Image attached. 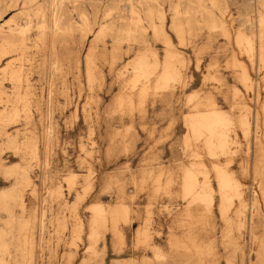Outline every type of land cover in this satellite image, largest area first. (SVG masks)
Listing matches in <instances>:
<instances>
[{
    "label": "rangeland",
    "instance_id": "rangeland-1",
    "mask_svg": "<svg viewBox=\"0 0 264 264\" xmlns=\"http://www.w3.org/2000/svg\"><path fill=\"white\" fill-rule=\"evenodd\" d=\"M263 3L0 0V30L15 31L2 65L10 62L24 72V81L15 83L0 71V116L7 104L8 110L18 111L6 127L0 125V230L8 232L10 244L6 264L264 263ZM152 26L169 38L181 82L157 83L168 48L166 37ZM128 31L133 32L129 37ZM239 33L251 39V54L237 43ZM147 51L159 62L148 84L133 80V65ZM244 69L251 88L242 79ZM16 95L28 100L29 117L22 115ZM207 102L233 120V145L226 155L212 154L206 135L196 138L190 130L191 115L212 109ZM245 116L249 135L241 129ZM30 139L31 156L24 150ZM20 166H28V187L18 185L14 175ZM216 166H225L244 189L245 207L235 199L228 217L220 209ZM189 170L200 183L207 176L213 191L210 208L185 195ZM18 189L23 193L16 204L6 194ZM96 206L104 209L107 221L94 243L89 234ZM117 209L126 211L127 218Z\"/></svg>",
    "mask_w": 264,
    "mask_h": 264
},
{
    "label": "bare ground",
    "instance_id": "bare-ground-1",
    "mask_svg": "<svg viewBox=\"0 0 264 264\" xmlns=\"http://www.w3.org/2000/svg\"><path fill=\"white\" fill-rule=\"evenodd\" d=\"M146 3L148 2H152V0H144ZM233 2V1H232ZM263 7H264V3L262 4ZM248 7V6H246ZM251 9V8H249ZM176 11V14L178 15L177 13V7L174 9ZM149 13V16H153L154 15V12L149 9L148 11ZM253 13V12H252ZM221 17V16H220ZM160 18L162 20H164V15L163 13L160 14ZM228 20V19H227ZM261 21L262 23L264 22V14L263 16L261 17ZM137 24L140 22V19L136 20ZM257 22V21H256ZM240 23V22H239ZM228 24V23H227ZM252 24V23H251ZM217 24L214 23V26H216ZM222 25V24H221ZM241 25V24H240ZM247 25V24H246ZM153 27V30L155 32V34L157 33L158 35H164V37H166V35L163 33V30L162 28H157L155 26H152ZM197 27V26H196ZM186 28V27H185ZM193 28V27H192ZM197 29V28H196ZM187 31V30H186ZM196 31V30H195ZM203 31V30H202ZM206 31V30H205ZM256 31V30H255ZM0 33H3L2 30H0ZM133 33L131 31H128L126 32V36L129 37L130 34ZM199 33V32H198ZM204 33V32H203ZM253 33V32H252ZM263 33V36H264V31H262ZM201 34V32H200ZM249 34V33H248ZM15 35V31L10 29L8 32L6 33H3V35L1 36V39L4 41V46L0 49V71L2 73H4L5 75H7L9 77V79L12 81V82H15V83H22V81H24V72H23V69L22 67H19L18 69H15L13 68L12 64L10 62H7L5 66H3L2 64L4 63V59L5 57L9 54V49L12 48L14 45L13 43L11 42V39L14 37ZM198 35V34H197ZM235 36V35H233ZM251 36V35H250ZM192 38V36H191ZM213 38V37H212ZM215 38V37H214ZM263 40H264V37H262ZM260 39V38H259ZM196 40V38H195ZM213 40V39H212ZM236 41L239 45H242V46H246V52L251 54L253 52V45H252V42H251V39L245 37L242 33H239L237 35V38H236ZM260 42V40H259ZM165 43L167 45V54H166V59H165V63L163 64V71L161 73V75L159 76L158 78V84L159 85H162V86H167L170 82H175V81H178V82H181L182 81V77H181V74L179 72V69L175 63V59L176 58V55L172 52L171 50V42L169 40L168 37H166L165 39ZM192 44V43H191ZM257 44V43H256ZM200 46V45H199ZM197 47V46H196ZM238 47V46H237ZM263 47V50H264V46H261ZM259 48V46H258ZM257 48V49H258ZM148 49V48H147ZM154 49V48H153ZM209 49V48H208ZM256 49V50H257ZM192 50V49H191ZM210 50V49H209ZM238 50V49H237ZM205 51V50H204ZM207 51V50H206ZM261 51V50H260ZM233 52V51H232ZM258 52V51H257ZM193 53V52H192ZM202 53V52H201ZM256 53V52H255ZM233 54V53H232ZM236 54V53H234ZM247 55V54H246ZM254 55V54H253ZM257 55V54H256ZM192 56V55H191ZM260 57V55H259ZM202 58V57H201ZM245 58V57H244ZM191 59V58H190ZM247 59V58H246ZM257 59V58H256ZM6 60V59H5ZM231 61V60H229ZM244 61V60H243ZM91 62V60L89 59V63ZM245 62V61H244ZM257 62V61H256ZM94 64V63H93ZM210 64V63H209ZM211 65V64H210ZM257 65V64H256ZM91 66V65H90ZM92 67V66H91ZM159 67V62H158V59H157V56L152 53V52H145L143 53L142 55L139 56L137 62L133 65V70H135V78L133 79L134 81L136 82H139L141 81L142 79H144L147 82L150 81L151 77L156 73L157 69ZM193 68V67H192ZM217 68V67H216ZM221 68V67H220ZM251 68V67H250ZM92 69V68H91ZM214 69V68H213ZM231 69V68H230ZM259 69V68H258ZM202 70V69H201ZM233 70V69H232ZM203 72V71H202ZM213 72V71H212ZM257 72V71H256ZM230 73V72H229ZM219 74V73H217ZM194 75V74H193ZM237 76V75H236ZM216 77V76H215ZM259 77V76H258ZM91 78V77H90ZM225 78V77H224ZM231 78V77H230ZM264 78V77H263ZM92 79V78H91ZM242 79L244 81V83L246 84V86L248 88H251V78L249 76V74L245 71L244 69V72L242 74ZM256 80V79H255ZM228 81V80H227ZM148 84V83H147ZM217 84V83H216ZM223 85V84H222ZM222 85H221V88H222ZM218 87V86H217ZM258 87V86H257ZM136 88V87H135ZM134 88V89H135ZM145 88V87H143ZM214 88V87H213ZM220 88V89H221ZM225 88V87H224ZM149 91V88H147ZM161 89V88H159ZM146 90V88H145ZM259 90V89H258ZM144 91V90H142ZM222 91V90H221ZM163 92V91H162ZM193 92V91H192ZM200 92V91H199ZM209 92V91H208ZM211 92V91H210ZM209 92V93H210ZM259 93V92H258ZM173 94V93H172ZM171 94V95H172ZM209 97L210 95L208 93H206ZM213 94V93H212ZM231 94V93H230ZM256 94V93H255ZM141 95V94H140ZM148 95V94H147ZM155 95H157L155 93ZM233 95V93H232ZM203 96V95H202ZM212 96V95H211ZM222 96V95H221ZM251 96V95H250ZM256 96V95H255ZM188 97V96H187ZM225 97V96H224ZM142 98V97H141ZM175 98V97H174ZM180 98V97H179ZM189 98V97H188ZM187 98V100H188ZM197 98V95H191V97L189 98V101L192 102L194 101L195 99ZM214 98V97H213ZM218 98V97H217ZM238 98V97H237ZM260 98V96L258 97ZM183 99V98H182ZM212 99V98H211ZM209 98V100H211ZM233 99V97H232ZM234 99H235V96H234ZM254 99V98H253ZM16 100H18L23 108H22V115L24 117H29V111H28V100L26 99V97H22L20 95H16ZM144 100V99H143ZM181 100V99H180ZM202 100V99H201ZM205 100V99H203ZM220 100V99H219ZM240 100H244V99H241ZM173 101V100H172ZM208 101V100H207ZM215 101V99H214ZM212 100V102H214ZM223 101V100H222ZM246 101V100H245ZM178 102V101H177ZM196 102V101H195ZM211 102V103H212ZM217 102V101H215ZM221 102V101H220ZM237 102V101H236ZM235 102V103H236ZM240 102V101H239ZM254 102V101H253ZM198 103V102H197ZM200 103V102H199ZM208 103V102H207ZM209 104L210 106H212V109L210 110L209 108V112L206 113V114H197L195 113V115H191V117L189 118V121H188V124H189V127H190V130L192 132V135L195 136L196 138H199V137H203L204 135H206L205 139L206 141L204 142L206 144V147L207 149L212 153V154H222V155H226L228 153H230V146H231V142L230 141V136H229V132H230V129H231V126L233 124V120L232 118H230L229 115L218 111L216 110L214 107L215 105L214 104ZM233 103V102H232ZM246 103V102H245ZM185 104V103H184ZM241 104V103H240ZM259 104V103H257ZM192 105V104H191ZM195 105V104H194ZM203 106V104H201ZM206 106H208L207 104H205ZM264 105V104H263ZM7 107L2 111L1 113V116H0V125L4 127L7 126V124L12 121L13 119L17 118L18 116V111H15V108L11 109V110H8V104L6 105ZM157 106V105H155ZM175 106V105H174ZM235 106V105H234ZM238 106V105H236ZM204 107V106H203ZM190 108V107H189ZM238 108V107H236ZM243 108V107H242ZM178 109V108H177ZM181 109V107H180ZM183 109V108H182ZM181 109V110H182ZM186 109V108H185ZM222 109V108H221ZM263 109V108H262ZM172 110V109H171ZM199 110V109H197ZM233 110V109H232ZM240 110V109H239ZM195 111V110H194ZM242 111V110H241ZM263 112V111H262ZM172 113V112H171ZM181 113V112H180ZM179 113V114H180ZM200 113V112H199ZM190 114V113H189ZM229 114V113H228ZM264 114V113H263ZM182 115V114H181ZM236 115V114H235ZM253 115V114H252ZM258 115V114H257ZM262 115V114H261ZM171 117V116H170ZM236 117V116H235ZM242 117V116H241ZM257 117V116H256ZM264 117V115H263ZM237 118V117H236ZM248 117H244L240 120V124L242 126V130L244 132L245 135H249V132H250V124H249V121L247 120ZM253 118V117H252ZM258 118V117H257ZM170 120V119H169ZM254 120V119H253ZM260 120H257V123H260L258 122ZM236 122V121H235ZM256 123V122H255ZM187 125V124H186ZM182 126V125H181ZM235 126L237 127V125L235 124ZM256 126V125H255ZM163 127V126H162ZM170 127V126H169ZM254 127V126H253ZM233 128V127H232ZM264 128V127H263ZM169 130V128H167ZM258 129V128H257ZM187 130V129H186ZM239 130V129H238ZM237 130V131H238ZM262 130V129H261ZM185 131V130H184ZM232 131V130H231ZM256 131V130H255ZM234 132V131H233ZM240 132V130H239ZM257 132V131H256ZM232 133V132H231ZM162 134V133H161ZM233 134V133H232ZM231 134V135H232ZM234 136V135H232ZM239 137V136H238ZM237 137V138H238ZM261 137V136H260ZM160 138V137H159ZM162 138V137H161ZM177 138V137H176ZM235 139L236 136L234 137ZM170 139V137H169ZM204 139V138H203ZM248 139V138H247ZM255 139V138H254ZM258 139V138H257ZM256 139V140H257ZM260 139V138H259ZM167 140V139H166ZM174 140V139H173ZM195 141V140H193ZM236 141V140H235ZM248 141V140H246ZM254 141V140H253ZM259 141V140H258ZM185 142V141H184ZM183 142V143H184ZM244 142V141H243ZM9 144V147L10 148H15L17 149V145L15 142L13 141H9L8 142ZM159 143V142H158ZM181 143V142H180ZM189 143V142H188ZM203 143V144H204ZM163 144V143H162ZM201 144V143H200ZM235 144V143H234ZM239 144V143H238ZM190 145V144H187V146ZM196 145V144H195ZM233 145V144H232ZM165 146V145H164ZM31 147H32V139H30V141H28L25 146H24V150H25V153H27L28 155L31 156ZM186 147V146H185ZM234 147V146H233ZM239 147V146H238ZM243 147V146H242ZM246 147V146H245ZM251 147V146H250ZM249 147V148H250ZM263 147V146H262ZM163 148V147H161ZM192 148V147H190ZM196 148V147H195ZM205 148V147H204ZM248 148V147H247ZM255 148V146H254ZM187 149V148H186ZM180 150V149H179ZM203 150V148H202ZM235 150V149H234ZM251 150V149H250ZM249 150V152H250ZM264 150V149H263ZM182 151V150H181ZM199 151V150H198ZM263 152V151H262ZM261 152V153H262ZM184 153V152H183ZM193 153V152H192ZM197 153V152H196ZM232 153V152H231ZM236 153V152H235ZM247 153V152H246ZM244 153V154H246ZM253 153V152H252ZM194 155H196L195 153H193ZM238 154V153H237ZM240 154V153H239ZM238 154V155H239ZM263 154V153H262ZM204 156V155H203ZM232 156V154H231ZM237 156V155H236ZM250 156V155H249ZM248 156V157H249ZM194 157V156H193ZM200 157V156H199ZM198 157V158H199ZM205 157V156H204ZM218 157V156H217ZM241 157V156H240ZM263 157V156H262ZM190 158V157H189ZM188 158V159H189ZM195 158V157H194ZM242 158V157H241ZM240 158V159H241ZM184 159V158H183ZM191 159V158H190ZM209 159V158H208ZM219 159V158H218ZM262 159V158H261ZM196 160V158H195ZM198 160V159H197ZM200 160V159H199ZM263 160V159H262ZM208 161V160H207ZM219 162V161H218ZM227 162V161H226ZM263 162V161H262ZM261 162V163H262ZM183 163V161H182ZM192 163V162H191ZM202 163V162H201ZM242 163V162H240ZM261 163H259V165H261ZM264 163V162H263ZM194 165V164H193ZM192 165V166H193ZM201 165L199 166V168H201ZM207 165V164H206ZM222 165V164H221ZM246 165V164H245ZM211 166V165H210ZM184 167V165H183ZM204 167V166H202ZM195 168V167H194ZM262 169V168H261ZM264 169V168H263ZM184 170V168H183ZM205 170V169H204ZM231 170V169H230ZM215 171H216V174H217V179H218V184H219V191H220V194H221V199H222V204H221V212H222V215L223 217H228V211L229 209L231 208V206L233 205V202L234 200H238L239 203H240V206L241 207H245V201L243 199V193H242V190L244 191V189L241 190V185L240 183L237 182V180L233 177L232 174L228 173V171L226 170V167H221V166H216L215 167ZM214 171V173H215ZM255 171V170H254ZM203 172V171H202ZM212 172V171H211ZM164 173V172H163ZM163 173H160L161 175ZM244 173V172H242ZM179 174V173H178ZM177 174V175H178ZM203 174H205L206 176V173L203 172ZM238 174V173H237ZM245 174V173H244ZM255 174V173H254ZM16 177H17V181H18V185H23L25 187H28L30 184H31V179L29 177V173H28V166H20L18 167V169L15 171V174ZM180 175V174H179ZM213 175V174H212ZM245 175H248V174H245ZM170 176V175H169ZM174 176V175H173ZM236 176V175H235ZM171 177V176H170ZM197 174L194 170H189L187 173H186V181H185V184H184V193L186 196H190L192 198V200L195 202V203H201V204H204L208 209L211 207L212 205V202H213V194H212V188L210 186V183L208 181V179L205 177V180L200 183L197 181ZM243 177V176H242ZM245 177V176H244ZM161 178V176H160ZM203 178V177H201ZM215 179V177H213ZM246 178V177H245ZM182 179V178H181ZM184 179H185V176H184ZM248 179V178H247ZM157 180V178H156ZM158 180H159V176H158ZM169 180V179H168ZM167 180V181H168ZM176 180H177V177H176ZM216 180V179H215ZM68 182V185L69 186H73L74 185V179L73 178H70L67 180ZM170 182V181H168ZM179 182V181H178ZM254 182V181H253ZM167 183V182H166ZM177 184V183H176ZM264 184V183H263ZM159 185V183L157 184ZM178 185V184H177ZM258 185V184H257ZM182 186V185H180ZM262 186V184H261ZM157 187V186H156ZM264 188V187H262ZM182 189V188H181ZM259 189V187H258ZM262 190V189H261ZM174 191V190H173ZM263 191V190H262ZM22 193L23 191L22 190H15L13 193L11 194H6V196H9V197H6V198H10L12 200H14L17 203H19V200L22 196ZM181 193V192H180ZM260 193V192H259ZM173 195V194H172ZM263 195V194H261ZM218 196V195H217ZM168 197V196H167ZM257 197V196H256ZM171 198V197H170ZM261 199V197H260ZM185 200V199H184ZM263 201V200H262ZM163 202V201H162ZM256 202V201H255ZM160 203V202H159ZM216 203V202H215ZM6 204V203H5ZM253 204V203H252ZM264 204V203H263ZM7 206L5 207L8 211V207L10 205L6 204ZM191 205V204H190ZM193 205V203H192ZM197 205V204H196ZM194 206V205H193ZM216 206V205H215ZM162 207V206H160ZM175 207V206H174ZM120 209V208H119ZM117 209L116 212H121L120 214H122V217L124 219L127 218V212L126 211H123V210H119ZM170 209V208H169ZM259 209V208H258ZM167 210V209H166ZM214 210V209H213ZM219 210V209H218ZM160 211V210H159ZM162 211V210H161ZM165 211V210H164ZM220 211V210H219ZM218 211V212H219ZM233 211V210H232ZM240 211V210H239ZM92 212H93V219L91 221V224H90V234H89V238L92 242L94 243H97V241L100 239L101 235L103 236V234L100 232V229L103 225V222H106L107 220H105V211L102 207L100 206H96L94 208H92ZM182 212V211H181ZM190 212V211H189ZM207 212V211H205ZM209 212V211H208ZM188 213V212H187ZM232 213V212H231ZM189 214V213H188ZM211 214V213H210ZM115 215V214H114ZM163 216V215H162ZM230 216V215H229ZM115 217L117 218V215H115ZM114 217V219H116ZM186 218V217H185ZM231 218V217H230ZM12 219V218H11ZM190 219V217H189ZM225 220V219H224ZM223 220V221H224ZM229 220V219H228ZM233 221V220H232ZM231 221V222H232ZM116 222V220H115ZM185 222V221H184ZM229 222V221H228ZM226 223V221H225ZM181 224V223H180ZM204 224V223H203ZM235 224V223H234ZM238 227L239 228H242L243 227V223L242 221L238 222ZM187 225H189L187 223ZM80 229H81V225H78L77 226V229H76V236H78L79 232H80ZM241 230V229H240ZM238 230V231H240ZM175 232V231H174ZM113 233L114 235L116 236V239H120V232L118 231V228L117 226L114 224V227H113ZM112 233V234H113ZM232 233V232H231ZM170 234V233H169ZM188 234V233H187ZM233 234V233H232ZM229 233V235H232ZM79 237V236H78ZM172 237V236H171ZM188 237V236H187ZM228 237V236H226ZM8 232H5V231H2L0 230V264H6L5 262V255L8 254L9 252V247H10V244L8 243ZM102 238V237H101ZM115 238V237H114ZM176 238V237H175ZM179 238V237H178ZM254 238V237H253ZM171 239V238H170ZM177 239V238H176ZM186 239V238H185ZM231 239V238H230ZM259 239V238H258ZM178 240V239H177ZM180 240V239H179ZM188 240V238H187ZM257 240V239H256ZM261 240V239H259ZM264 240V239H263ZM176 241V240H175ZM227 241V240H226ZM231 241V240H230ZM256 243V242H255ZM260 243V242H259ZM264 243V242H263ZM159 244V243H158ZM193 244V243H192ZM229 245V244H228ZM231 245V244H230ZM232 246V245H231ZM241 246V245H240ZM182 247V246H181ZM184 248H187L186 245L183 246ZM260 247V246H259ZM194 248V247H193ZM192 248V249H193ZM263 248H264V245H263ZM171 249V248H170ZM183 249V248H182ZM180 249V250H182ZM262 249V248H261ZM176 250V249H175ZM184 250V249H183ZM241 250V249H240ZM259 250V249H258ZM264 250V249H263ZM156 251V250H155ZM237 251V250H235ZM260 251V250H259ZM263 252V251H262ZM258 253V252H257ZM261 253V252H260ZM156 255V254H155ZM165 255V254H163ZM186 255V254H185ZM264 256V253L262 254ZM160 255H158L159 257ZM169 256V255H168ZM157 257V259H158ZM174 257V256H173ZM258 258V257H257ZM263 258V257H262ZM259 259H260V256H259ZM230 264V263H229ZM264 264V263H263Z\"/></svg>",
    "mask_w": 264,
    "mask_h": 264
}]
</instances>
